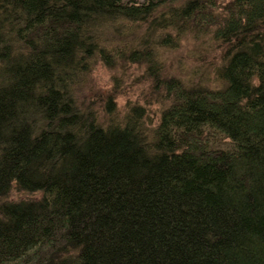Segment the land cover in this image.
<instances>
[{
	"label": "trees",
	"instance_id": "obj_1",
	"mask_svg": "<svg viewBox=\"0 0 264 264\" xmlns=\"http://www.w3.org/2000/svg\"><path fill=\"white\" fill-rule=\"evenodd\" d=\"M216 6L0 0V264H264V0ZM141 24L212 25L219 85L163 76ZM96 57L143 64L155 124L83 96Z\"/></svg>",
	"mask_w": 264,
	"mask_h": 264
},
{
	"label": "rangeland",
	"instance_id": "obj_2",
	"mask_svg": "<svg viewBox=\"0 0 264 264\" xmlns=\"http://www.w3.org/2000/svg\"><path fill=\"white\" fill-rule=\"evenodd\" d=\"M225 1L217 0L214 11H222L221 6ZM144 28L143 24L140 28H135V33L139 37L138 42L140 43L141 37L148 38L150 42L147 46L142 45L154 47L163 76L174 73L178 78H187L206 86L219 85L215 77L217 66L220 64V49L215 47V41L211 37L212 25L201 34L191 27L181 28L183 31H180L179 39L174 47L164 46L156 39L164 31L174 33L171 28L152 32H144ZM150 77L143 64L116 60L112 66H108L102 59L96 57L92 60L89 71L81 76L83 78L81 93L84 97L86 94L92 98L97 108H100V103L108 92L113 93L115 97L117 96L116 112L119 115L125 112L127 103L141 105L145 109L146 121H150L152 125L157 121L158 111L163 104L153 92L158 87H154L155 90L151 89L153 79ZM13 195L17 194L14 192ZM20 196L21 194L18 195Z\"/></svg>",
	"mask_w": 264,
	"mask_h": 264
}]
</instances>
